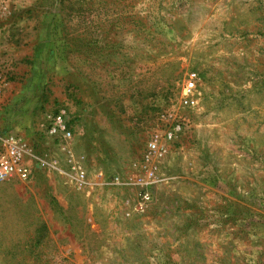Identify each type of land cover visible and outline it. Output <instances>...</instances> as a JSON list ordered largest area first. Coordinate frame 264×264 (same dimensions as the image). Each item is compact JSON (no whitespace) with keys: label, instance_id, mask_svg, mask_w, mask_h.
Wrapping results in <instances>:
<instances>
[{"label":"rangeland","instance_id":"obj_1","mask_svg":"<svg viewBox=\"0 0 264 264\" xmlns=\"http://www.w3.org/2000/svg\"><path fill=\"white\" fill-rule=\"evenodd\" d=\"M0 67V134L65 167L64 109L89 181L0 182V264H264V0H0Z\"/></svg>","mask_w":264,"mask_h":264},{"label":"built area","instance_id":"obj_2","mask_svg":"<svg viewBox=\"0 0 264 264\" xmlns=\"http://www.w3.org/2000/svg\"><path fill=\"white\" fill-rule=\"evenodd\" d=\"M199 77L197 73H190L182 88V95L179 104L182 109L196 110L199 106L198 99V85ZM8 86V79L5 72L0 67V100L2 99ZM185 119L180 117L177 124L164 135L166 141H174L182 132V123ZM47 134L49 137L55 139L60 149L63 151L65 159V167L58 164L57 159L52 160L47 156H42L30 149L23 141L22 137L13 133L0 134V182L10 181L12 179H19L21 181H29L36 168L57 172L66 175L79 187H87L89 181L87 178V171L85 168V156L75 154L70 149L69 143L73 138L72 128L69 125L67 112L62 109L55 115L51 116L47 125ZM165 150L159 146V141L154 140L149 142L147 147L145 174L139 179L138 183L143 187L158 184L164 181L156 176V167L150 164L154 159L162 158ZM114 185H133L130 182L123 183L118 177L112 179ZM151 196L149 192L140 194V210L151 203Z\"/></svg>","mask_w":264,"mask_h":264}]
</instances>
